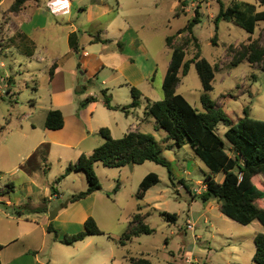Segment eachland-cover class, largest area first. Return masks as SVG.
Masks as SVG:
<instances>
[{
  "label": "rangeland",
  "instance_id": "1",
  "mask_svg": "<svg viewBox=\"0 0 264 264\" xmlns=\"http://www.w3.org/2000/svg\"><path fill=\"white\" fill-rule=\"evenodd\" d=\"M232 1L234 0H182L176 11L174 0H138L137 9L140 15L133 17L132 22L139 26L141 47L149 52L157 63L152 84L154 92L159 94L161 100L164 97L163 73L171 59L166 37L184 27L193 18L197 6H200L201 22L195 26L194 32L199 40L201 55L216 66L213 89L207 93L216 105L227 113L232 123H237L244 117L245 107H249L251 116L264 120V64H252L245 60L238 66L233 65L234 58L251 41L264 45V20L259 22L254 34L233 21H221L216 31L215 16L222 5L227 7ZM239 1L254 2L259 6L258 0ZM12 2L14 0H3L0 5V39L1 27L6 15L11 11ZM108 2L111 12L98 23L90 21L88 13L82 16L87 18V22L82 26L79 23L78 29L86 45L91 38L105 29L110 18L115 15V0ZM259 9L263 7L259 6ZM50 30L47 32L48 36H53V50L65 49L60 41V32L53 30L50 33ZM186 36L188 35L179 37L177 43H184ZM39 37L43 38L44 34ZM130 37V33L125 35L122 48L127 53L137 55V48L130 43ZM188 38L190 43L186 48L187 60L192 59L198 49L193 38ZM1 42L0 40V76L11 75L17 79L13 88L15 96L0 97V243L6 247L5 260L8 259V250L16 247L19 256L14 264H131L130 256L148 258L152 264H257L253 260L256 251L254 234L264 233L263 225L258 220L243 225L223 214L217 199L204 201L198 196L204 191V180L211 172L210 169L189 145L172 146L173 140L167 139L166 131L159 127L154 117L151 119L156 126L147 123L142 131L155 136L161 155L170 161L172 176L167 167L153 161L144 164L130 163L122 168L106 167L100 162L96 172L102 188L99 190L101 195L94 205L89 200L83 201L85 198L69 202L73 194L87 188L84 172L71 173L61 182H56L70 163L65 155L62 160L59 159L61 156H54L46 162L19 166L16 171L18 168H14L15 158L11 152L13 146L19 143L17 138L20 124L32 127V124L28 123V117L32 108L29 95L33 82L30 81L29 86H26L25 79L29 81V75L25 65L21 64L31 61V66L39 69V78H36L35 83L37 87L42 85V95H45L43 81H47L50 75L47 61L27 57L14 46L10 50L4 47L5 52L2 53ZM88 50L90 53L99 54L105 51V47L103 43H98ZM41 56H45V53L42 52ZM25 58L28 62H24ZM78 72L81 75V71ZM102 80L103 78L98 77L85 82L88 90L84 92L75 87V100L79 107L87 103L85 98L88 91L102 95V90L105 89ZM177 92L183 94L198 109L204 110L201 96L205 91L194 64H191L186 75L181 74ZM115 96L117 103L123 105L132 101L129 86L116 91ZM142 100L148 102L146 96ZM103 110L104 117L113 124L125 118L120 111ZM100 114L101 111H98V116ZM34 119L38 124L41 119L40 110L35 111ZM227 128L228 124L224 122L217 126V131L223 138ZM8 134L10 140L8 137L6 139ZM225 140L230 145L226 138ZM37 165L40 170L38 169L34 178H29L27 170ZM151 172L159 175V183L148 192L145 199H137L135 195L140 182ZM216 177L222 181L224 174H218ZM255 182L260 185L257 178ZM10 183L14 184V188ZM118 183L117 190L120 192L117 193L115 188ZM183 183L191 187L192 193L187 191ZM54 187L61 197L49 200L47 197ZM8 200H11L14 206H7ZM31 204H45L46 210L38 214L28 211L26 207L33 208ZM91 205L92 217L105 234L89 235L73 245L62 243L61 240L66 236L85 230V224L82 222L83 211L86 209L89 212ZM140 206L142 214L146 216V223L155 231L152 234H141L123 246L119 240L129 229V221ZM57 207L62 208L57 216L51 219V213ZM19 211L22 212L23 220L19 219ZM163 211L176 213L177 220L169 221L161 214ZM188 224H192L194 229H189ZM49 225L52 226L53 232L48 231Z\"/></svg>",
  "mask_w": 264,
  "mask_h": 264
},
{
  "label": "trees",
  "instance_id": "2",
  "mask_svg": "<svg viewBox=\"0 0 264 264\" xmlns=\"http://www.w3.org/2000/svg\"><path fill=\"white\" fill-rule=\"evenodd\" d=\"M32 0H14L11 11H20ZM259 6L254 2L234 0L224 7L221 6L219 13L214 18L216 31L219 29L221 21H233L246 31L254 34L260 21L264 20V0H258ZM2 0H0L1 5ZM200 6L194 11V16L188 23L179 28L175 34L166 37V45L171 49V60L163 81V98L161 100L149 101L145 113L154 117L160 128L166 131L167 139L173 140V145L182 147L189 145L196 155L207 165L210 173L205 177L206 190L200 193L204 201L217 199L220 211L229 218L238 221L243 225H249L258 220L264 227V120L250 115L249 107L244 108V117L237 123H232L227 113L216 105L211 99L208 91L213 89V81L216 76V66L206 57L201 55L198 37L194 28L201 22ZM186 36L184 43H177L179 37ZM191 36L197 45L196 54L192 59L187 57V45ZM95 36L93 41H98ZM215 42V39H214ZM71 47L79 51L78 38L76 34L70 36ZM245 60L248 62L264 64V45L257 41H251L245 45L233 60V65L238 66ZM195 65L202 87L205 93L201 100L204 110L194 106L183 94L177 92V87L182 76L186 75L191 67ZM54 65L50 68V76L54 75ZM103 90L104 103L112 110H122L126 113L131 108L141 105L142 92L139 88L131 86L133 101L127 106H115L111 103V98ZM95 97H88L87 101H95ZM220 122L228 124L225 132L227 143L217 131ZM64 114L60 109H50L46 115L45 125L48 129L58 130L64 127ZM100 134L104 142L97 146L91 154L83 153L78 160L70 163L65 172L56 180L61 182L73 171H83L86 175L88 186L72 195L69 202H76L89 196L102 188L101 180L95 169L96 162H102L106 167L122 168L127 164H143L146 161H153L168 168L170 176V161L161 155L157 140L154 135L142 131H130L123 137L115 138L109 128L100 129ZM46 145H41L33 155L25 162L24 166L39 162V158L45 159ZM28 169L33 172L39 167ZM224 174L223 180L217 179L218 174ZM1 175V172H0ZM258 179L260 185L255 182ZM159 175L155 172L148 173L141 181L136 193L137 199H144L147 191L159 183ZM184 184V183H183ZM14 188V184L10 183ZM119 183L115 191H117ZM188 192L192 193L191 187L184 184ZM53 188V193H57ZM196 197V195H194ZM261 201V202H260ZM28 206V205H26ZM25 206V207H26ZM64 208L65 206L62 205ZM31 212H43L46 206L28 208ZM142 207L132 215L129 229L119 240L121 245H126L135 237L141 234H152L155 229L146 223V216L141 212ZM21 215L22 212L19 211ZM169 221H176L178 215L167 211L161 212ZM48 231L53 232L51 225ZM96 219L90 216L85 222V230L66 236L62 243L73 245L84 240L89 235H103ZM255 254L253 260L257 264H264V233L258 232L254 238ZM5 246L0 243V264L2 263L1 251ZM131 264H152L150 259L145 257L130 256Z\"/></svg>",
  "mask_w": 264,
  "mask_h": 264
},
{
  "label": "crops",
  "instance_id": "3",
  "mask_svg": "<svg viewBox=\"0 0 264 264\" xmlns=\"http://www.w3.org/2000/svg\"><path fill=\"white\" fill-rule=\"evenodd\" d=\"M181 1L174 0V10L177 11ZM115 3L114 9L116 13L110 18L105 29H102L101 33L97 35L99 40L93 41L94 38H91L88 41V45H86L84 38H81L79 34V23L82 26L87 22V18L82 16L88 13V19L95 24L98 23L101 18L111 12L108 7V0H32L22 10L10 11L6 15L4 24L1 27L2 36L0 40L3 45L1 52H5L4 47L10 50L14 46L17 50H20L21 54L27 57L47 61L46 66L49 71L53 65L55 67L54 75L52 77L49 76L47 81H43L45 95H42V85L37 87L35 83L36 78H39V69L32 67V62H28L27 58H25L24 62L28 63L21 64V66L25 65V70H27L29 75V81L25 79L26 86H29L30 81L33 82L32 91L29 95V102H31L32 108L28 117L30 120L28 123L30 122L32 127L27 124L26 126L22 123L20 124V133L17 138L19 143L17 146H13L11 152V155L15 158L14 168H18L16 171L19 170V166L25 165L28 158L41 145L47 146V156L45 159L39 158L40 163L46 162L54 156H61L59 159L62 160L63 155L67 156L70 163H72L73 160L74 162L77 161L83 153L91 154L97 146L104 142V138L99 132L103 127L109 128L113 137L120 138L130 131H142V128L147 123L154 124L151 119L152 116L147 115L145 109L149 101L160 100L159 94L154 92L152 84L154 68L157 63L154 57L141 47L142 40L139 26L132 22L133 17L140 15L137 9L138 0H115ZM185 11L187 13L188 9ZM180 14L178 13V15ZM49 30L50 33L53 30L60 32L62 35L60 41L66 47L65 49L61 51L53 50L51 46L53 36H48L47 31ZM127 33L131 34L130 43L137 48V55L127 53L122 48V42ZM42 34H44V37H39ZM71 34H76L78 38V52L71 47ZM98 43L104 44L105 51L99 54L90 53L88 48ZM42 52L45 53V56L40 57ZM77 54H79L78 58ZM169 63L170 61L167 63L166 71L163 73V81ZM79 70L82 76L79 75ZM98 77L103 78L102 83L105 87L103 90H106V94L110 96L112 105L127 106L133 101L132 98V101L127 105L116 101V91L122 90L127 86L130 89L131 86H137L141 90L143 94L141 105L137 108H131L128 113L122 110L109 109L104 103L102 90L101 96L96 95L93 91H88L85 98L87 103L79 107L75 100V87L77 89L81 88L79 91L84 92V90H88L85 82ZM3 78L8 83L6 87L4 82H0V97L5 95L14 97L16 92L13 88L17 83V79L11 75L3 76ZM91 96L95 97L96 100L87 101L88 97ZM144 96L148 98V102H143ZM42 102H45V104H42ZM80 102L82 101L80 100ZM50 109H60L63 112L65 119L63 128L52 130L46 127V115ZM103 109L120 111L125 115V118L113 124L111 120L104 117L105 110ZM37 110L41 111V119H39L38 124L34 119V113ZM98 111H101L99 116ZM154 125L156 126V124ZM9 134L6 136L8 140H10ZM7 150L10 152L9 148ZM99 163H95V169ZM38 169L40 170V167ZM38 169L33 172L27 171L28 177L34 178ZM81 172L83 171H73L72 173ZM1 178L2 175H0ZM152 188L147 191L146 196ZM118 192L120 190H117ZM100 195L98 190L87 196L83 201L89 200L94 204ZM58 197H61L59 191L54 194L52 190L47 198L54 200V198ZM6 205L14 206L11 200H8ZM31 206L33 208L38 207L33 204ZM19 207L21 206L19 205ZM35 213L38 214V212ZM90 215L92 216V205L89 212L86 209L83 211L82 222L84 224ZM22 216V214H19V219L23 220ZM256 234H254V238ZM5 249L6 247L1 251L2 263L14 264L19 256L17 255L16 247L8 250V259L6 260L4 257Z\"/></svg>",
  "mask_w": 264,
  "mask_h": 264
},
{
  "label": "built area",
  "instance_id": "4",
  "mask_svg": "<svg viewBox=\"0 0 264 264\" xmlns=\"http://www.w3.org/2000/svg\"><path fill=\"white\" fill-rule=\"evenodd\" d=\"M0 82H4L6 84V87H7L8 81H6V79H4L2 76H0ZM206 188H207V185L204 183L203 189L206 190ZM188 228L191 229V230L194 229L192 224H188Z\"/></svg>",
  "mask_w": 264,
  "mask_h": 264
},
{
  "label": "water",
  "instance_id": "5",
  "mask_svg": "<svg viewBox=\"0 0 264 264\" xmlns=\"http://www.w3.org/2000/svg\"><path fill=\"white\" fill-rule=\"evenodd\" d=\"M77 90L79 91V90H81V88H79V89H77ZM61 208H62V207H57V208L55 209V211H52V213H51V219H54V218L57 216V214H58L59 210H61Z\"/></svg>",
  "mask_w": 264,
  "mask_h": 264
}]
</instances>
